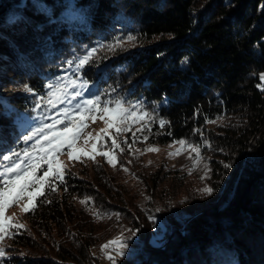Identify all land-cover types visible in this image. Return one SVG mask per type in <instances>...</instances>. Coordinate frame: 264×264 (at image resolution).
Instances as JSON below:
<instances>
[{
	"label": "trees",
	"instance_id": "trees-1",
	"mask_svg": "<svg viewBox=\"0 0 264 264\" xmlns=\"http://www.w3.org/2000/svg\"><path fill=\"white\" fill-rule=\"evenodd\" d=\"M263 37L264 0H0V157L31 142L23 136L53 113L38 111L46 83L73 69L87 99L135 101L146 113L140 129L111 130L97 148L115 139L121 159L133 157L126 150L141 137L211 143L214 189L187 191L185 211L167 224L152 200L147 214L125 195L101 155L79 160L86 169L64 165L63 184L52 180V191L46 181V194L24 212L27 225L7 231L14 250L0 264H101L92 248L119 220L137 245L120 255L122 264H264ZM178 177L166 185L176 190ZM165 178L155 171L145 179L146 194L166 187ZM153 230L163 233L162 245L152 243Z\"/></svg>",
	"mask_w": 264,
	"mask_h": 264
},
{
	"label": "rangeland",
	"instance_id": "rangeland-1",
	"mask_svg": "<svg viewBox=\"0 0 264 264\" xmlns=\"http://www.w3.org/2000/svg\"><path fill=\"white\" fill-rule=\"evenodd\" d=\"M74 14L75 11H73ZM264 39V37H263ZM127 45H133L131 41L126 43ZM72 70L62 71L52 79H50L47 85V91L40 100V108L38 111L49 112L51 108L53 113L48 116L49 119L45 118L42 120L44 123L36 125L37 127H49L54 124L55 121L59 120L61 123L56 125L55 132H61L63 129L68 128L66 133L68 136L74 135V128L76 122H81L85 127H82L79 134L76 136L74 142V155L69 158V149L66 147L62 152H55L51 157L53 168H56L57 163L60 167L68 165L72 169H86L87 165L80 163L82 160L86 163L93 160L91 157L96 155H101L100 153L109 152L111 155L115 156L116 151L113 149L112 143L110 144L107 140L105 143H101L102 146L93 151L92 145L96 144L101 135L109 134L111 130L116 128H123V131H133L140 129L143 124L146 123V113L140 108L137 102L133 101L128 107L119 106L116 102L107 103L106 99L99 102L95 107L85 104L87 100H94L96 98L87 99L85 83L83 80L79 81L77 78L78 74ZM260 85H264V70L258 73ZM49 84L55 85L57 87L50 89ZM63 89V94L61 95L59 90ZM49 92H53L59 96L54 105L49 103L50 97ZM77 93H79L77 95ZM101 104V105H100ZM109 111H105V108ZM91 108V111L88 109ZM121 110H127L126 119H120L117 113ZM39 116V117H38ZM45 117V115H41ZM35 120L32 124L40 120V114H36ZM42 117V118H43ZM70 124L73 125L70 127ZM111 125V126H109ZM32 128V127H31ZM35 129V128H34ZM103 129H107V132H102ZM33 130V129H32ZM30 130L29 132H31ZM136 134L139 131H135ZM46 139H51L47 137ZM105 139V138H103ZM181 140L171 141L165 144L158 143H147L144 138H138L135 140L134 144L129 146L126 150L127 153L133 154V159L128 158L125 155H121L115 160V166L108 163L105 156L101 155L102 161L108 172L115 178L116 182L125 191V195L130 196L132 202L139 208L148 212V203L152 200V205L155 207L157 212L160 213L164 222H168L175 217H179L185 211V206L190 198L187 191L194 192L196 195L203 196L204 192L200 191L205 186H208V176H209V157H213L212 150L210 149L211 143H204L203 147L196 146L193 143L186 142L181 145L178 143ZM35 145V147H33ZM54 146V145H53ZM64 146H67L66 144ZM191 146V147H190ZM29 149L30 154L34 158L35 163H43L40 159L48 151V145L46 140H42L40 144H36L35 140H31L26 145ZM193 148L199 149V154L193 151ZM146 149H157V150H146ZM179 150V154H177ZM84 153H91V156H86ZM172 153V155H170ZM79 156L80 159L77 160L75 157ZM116 157V156H115ZM121 160V161H120ZM48 171L47 164L45 165L44 172ZM155 171L164 172L165 180L163 183L166 185L170 181V177H178L180 185L178 188H170V185L162 187V189L153 190V194H146L147 187L145 186V179H148L151 174ZM166 171V172H165ZM37 172V170H36ZM37 178L43 176L37 175ZM201 177H205L201 179ZM31 191V189H29ZM77 204L83 202L81 199L76 200ZM25 204H28V198L25 197L21 199L18 203L12 204L4 212V228L5 233L3 234V239H0V247H3L5 253L12 252L14 248L10 245L8 241L9 233L8 230H15V228H10L9 225H27L24 218V211H22ZM8 218H11L9 220ZM116 219V218H115ZM107 223L111 222V219L106 220ZM160 222V229H164L165 225ZM114 234V235H113ZM108 236L107 239L97 246L92 248V252L95 253L101 264H113V260L109 259V255L114 258L115 264H122L120 260V255L117 254L116 245H109L107 248L103 247L107 245L109 241H114L116 238H123L126 242L127 247L123 249V252L134 250L136 244H133L132 240L136 237L133 235V230L128 229L125 222L119 220L117 224V230L115 233ZM151 241L154 244L162 245L164 242V235L159 230L152 231ZM4 253V254H5Z\"/></svg>",
	"mask_w": 264,
	"mask_h": 264
},
{
	"label": "snow or ice",
	"instance_id": "snow-or-ice-1",
	"mask_svg": "<svg viewBox=\"0 0 264 264\" xmlns=\"http://www.w3.org/2000/svg\"><path fill=\"white\" fill-rule=\"evenodd\" d=\"M129 39H134L133 37H130ZM96 52V49L93 48L90 51H88L85 55L78 58L77 68H82L85 64H87L92 57L94 56ZM72 61L69 62L71 65ZM48 87L50 89L55 88L57 86L49 84ZM26 90L31 91V89L28 88V86H25ZM60 94H63V89L59 90ZM79 93H77L78 95ZM49 103H54L56 100L59 99V96L56 95L53 92H49ZM99 103V97H97L94 100H87L85 101L86 105L95 107ZM92 109L89 108L88 111H91ZM105 111H109L107 107L105 108ZM126 112L127 110H121L120 113H117L120 116V119H126ZM83 119V118H82ZM81 122H76L75 128H74V135L68 136L66 133L68 132V128L63 129L61 132H55L56 125L61 123V121L57 120L54 122L53 125L49 127H37L33 129L31 132H29L27 135L23 136V140L25 142L35 140V143L38 145L41 143L42 140H46V143L48 145V151L45 153L44 156H41L40 159L44 164H47L48 171L44 172L43 176L37 178L35 176L36 170L41 167L40 163H35L34 158L29 152L28 148L22 149L20 152H12L11 154L3 155L0 157V159H3L4 161H9L10 163H6L3 165H0V167L3 168V171H0V239H3V234L5 233L4 228V212L5 210L10 207L14 203H18L21 199L27 197L28 198V204H25L22 211L29 212L32 211L35 207V200L39 196H44L46 193L44 191L45 188V182L48 181V188L49 190L55 191L56 189L52 186L51 181L52 180H59L61 184H63L64 180V168L60 167L59 163H57L56 168H53L52 160L49 158L51 157L55 152L60 151L61 148L64 147L66 144L69 149V158L71 159L74 155V142L76 139V136L79 134L82 127H85ZM166 122L161 120L160 124L163 126ZM73 125L70 124V127ZM111 126V125H109ZM117 131H120V129H117ZM102 132H107V129H103ZM47 137H51V139H46ZM181 145L185 144L186 141H179ZM112 144L115 147H119L118 144H116L115 139H113ZM54 145V146H53ZM35 147V145L33 146ZM191 147V146H190ZM93 151L96 149V144L92 145ZM146 150H157V149H146ZM123 151V149H121ZM193 151L199 154L198 148H193ZM101 155L105 156L108 160L109 164H112L115 166V160L116 157L111 155L109 152H103L100 153ZM179 154V150L177 152ZM86 156H91V153H84ZM172 155V153H170ZM77 160L80 159L79 156L75 157ZM92 159H95L94 156L91 157ZM226 168L232 167L231 164H226ZM205 177H201V179H204ZM31 189V191H29ZM200 191L211 195L214 189L212 187L205 186L203 189H200ZM11 220V218H8ZM10 228H16L19 230L20 227H23L22 225H9ZM115 244L116 245V251L118 255L123 254V249L127 247L126 242L123 240V238H116L114 241H109L107 245H104L103 247L107 248L109 245ZM5 250L3 247H0V258L4 257ZM109 259L113 260V264H115L114 258L109 255Z\"/></svg>",
	"mask_w": 264,
	"mask_h": 264
}]
</instances>
